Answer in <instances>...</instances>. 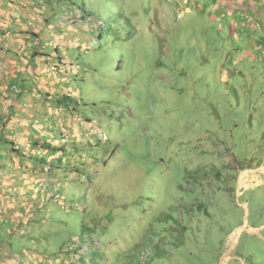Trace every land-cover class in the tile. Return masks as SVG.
<instances>
[{"label":"rangeland","instance_id":"obj_1","mask_svg":"<svg viewBox=\"0 0 264 264\" xmlns=\"http://www.w3.org/2000/svg\"><path fill=\"white\" fill-rule=\"evenodd\" d=\"M50 2L61 17L60 28L46 27L43 33L48 47L59 46L67 56L79 51L82 59L85 47L93 48L91 62L107 75L98 71L78 82L77 99L69 101L76 115L66 114L65 128L59 124L75 139L58 136L44 112L32 123L66 148H84L95 172L92 186L100 183L103 195L114 194L136 207L132 215L125 211L128 223L117 228L121 243L115 246L116 240L108 238L114 252L104 264H264V39L256 51L255 31L245 32L239 25L246 13L226 14L214 0ZM255 3L254 23L264 34V0ZM186 6L196 11L188 12ZM74 7L84 12V26L66 20V10ZM32 24L39 32L37 20ZM36 68L25 81L39 83ZM111 80L116 91L103 98L97 84ZM28 91L15 96V106L9 107L17 114L20 143L24 134L33 135L30 120L36 105ZM95 149L100 163L91 160ZM113 149L116 156L105 169L100 151ZM40 151H29L35 166ZM50 155L45 152L46 159ZM218 157L222 176L211 181L205 161ZM165 168L169 172L163 175ZM168 190L175 199L170 203L176 222L165 221L154 208L169 204ZM13 225L1 224L8 231ZM16 231L2 234L11 247L4 260L10 264L27 254Z\"/></svg>","mask_w":264,"mask_h":264},{"label":"trees","instance_id":"obj_2","mask_svg":"<svg viewBox=\"0 0 264 264\" xmlns=\"http://www.w3.org/2000/svg\"><path fill=\"white\" fill-rule=\"evenodd\" d=\"M186 8L188 12L194 13L196 11L194 8L191 9L187 6ZM66 12L64 14L65 18L71 24L75 25V23H78L84 26V24L88 23V21L85 23L86 17L82 16L84 12L79 8H68ZM57 14L56 18L59 17ZM239 25L245 32H248L249 28L246 27L244 22L239 23ZM258 26L252 23L249 32L255 31L253 33L252 46L256 51L261 47L260 44L256 43L264 39V34L261 33V28ZM98 37H101V34ZM77 43L78 41L74 42L76 45ZM85 49L86 52H83V55L86 56V59H82L79 51L74 56H67V54L62 56L59 46L54 48L52 54L56 58V62H59L64 69L56 66L50 69L52 71L62 70L61 72L65 73L62 74V78L53 79L50 85H45L41 89L38 88L37 92L40 96L30 100L35 102L34 106L36 105L34 107L35 117L33 116L34 119L30 120L31 130L32 127L34 128L31 131L33 135L27 136L24 134L22 136L23 142L28 140L29 145H22L18 141V136L14 137V139L4 140L7 143L5 150L12 155L10 156L12 159V166L10 165V167L15 170L14 173L18 175L19 181H22L23 178L28 179L25 182H23L24 180L19 182V186L27 187L29 185L30 187L29 190L26 188L23 190L20 187L25 196L27 193L30 194V198L27 200L24 197L22 206H17L20 211H15L13 215L11 214V220L8 219L7 224H15V229L8 231L3 228V234L7 233L10 235L14 230H17L16 232L18 235L20 234V239L25 240L27 249V254H25L27 256L24 253L19 254L20 259L19 257L18 259L21 263L15 260L16 264H49V262L50 264H104L105 258L110 261V257H113L112 252H114L110 251L112 246H109L108 238L119 239L117 228L124 222L128 223L125 211H128L130 215L136 212V207L131 206L129 201L120 200L124 198H117L114 194L103 195L100 183L97 187L92 186L95 172L89 168L90 161L86 158L88 155L85 153L84 148H77L75 145H69L66 148L65 144L60 145L58 137H51V132L48 137H45L42 132L45 128L41 129L39 123H32L35 122V118L40 119V112H44L49 117L51 116L48 122L54 124L55 133H58V136H61L62 139L66 136L75 139L70 132L67 133L63 128H59V124H62L65 128L66 114L76 115L75 109L69 107V101L77 99L73 94L78 89L77 84L78 82L86 81L98 71L102 75H107L91 62L93 54L91 49L93 48L85 47ZM258 56H262L260 52ZM117 66L120 68L121 63L119 62ZM87 75H89L88 78L86 77ZM97 85L98 91L104 92L103 98L107 97L108 93L114 95L116 91V85H113L112 80L109 84L99 81ZM121 86L124 85L121 84ZM27 90H30V88H26ZM12 106H15V103ZM10 111H12L11 108ZM60 114L63 115L62 118ZM55 119L57 120L55 121ZM86 120L90 119L86 118ZM80 134H83L82 128L78 132V135ZM34 135L36 140L40 137L44 139V142L39 143L36 140H32L31 138ZM46 138L49 140L46 141ZM96 146L97 143H95L94 147ZM35 148L41 150L40 160L39 162L37 161L36 166L31 162L34 158L31 152ZM98 150H93V159L91 160H96L100 163ZM26 152H29L28 155H26ZM45 152L51 153L50 157L52 158L46 159ZM100 152L105 155L102 161L106 164V169L113 155L115 154L116 156L115 149ZM203 161L204 159H200V161L198 159V162ZM205 162L210 169L211 181L219 180L218 178L222 176V166L219 157L207 158ZM194 165L196 164L194 163ZM165 172H169V169L165 168L162 171L163 175ZM109 174H112V172H109ZM137 179L140 185L143 183L144 177ZM170 192L168 190L165 194V197L168 196L167 202L169 204L165 205L163 203L161 208L156 206L154 208L165 215V221L173 222L175 221L176 213L170 202H174L175 199L170 195ZM142 193L140 191L137 196L142 197ZM17 194V197H19L21 191L17 192ZM25 206H28V211L24 210ZM139 206H137L138 209ZM12 207L14 208L15 206L13 205ZM51 207H56L57 209L55 210L54 208V211H51ZM71 221H74L75 224H69ZM2 224L6 225L4 221H2ZM120 240H116V245H114H119L121 243L119 242ZM29 253H32V256H29ZM53 259L57 261H52Z\"/></svg>","mask_w":264,"mask_h":264},{"label":"crops","instance_id":"obj_3","mask_svg":"<svg viewBox=\"0 0 264 264\" xmlns=\"http://www.w3.org/2000/svg\"><path fill=\"white\" fill-rule=\"evenodd\" d=\"M257 1L259 0H215L214 3L218 9L232 16L239 15L240 12L241 14L246 13L242 17H245L243 19L246 27L250 28L255 20L252 11L258 8V5L253 6V3L256 4ZM261 5L264 7L263 3ZM49 8L52 12H47ZM57 13H59L57 8L52 7L50 0H0V226L2 221L7 224L8 219L11 220L15 211H20L17 206H22L24 197L27 200L30 198V194L27 193L25 196L22 192L25 188L29 190V185L27 187L19 186V182H22L24 178L19 181L18 175L14 173L15 170L10 167V165L12 166L10 158L12 155L5 150L7 143L4 140L14 139L19 124L17 114L10 111L9 107L14 104L15 96L28 91L26 88H30L28 91L30 98L36 99L40 96L37 91L43 88L46 82L52 83L53 79H60L65 73L61 72L62 70L52 71L55 66L64 68L59 62H56V58L52 54L54 48L48 47L49 42L43 36L47 30L46 27L60 28L58 26L60 17L56 18ZM35 20H37V24H34L36 27L42 26L39 32H36L38 28H33L32 23ZM55 21L57 22L52 24ZM57 32L61 33L60 30ZM61 54L66 56L62 52ZM43 65L44 67H42ZM36 67L41 71L37 76L39 83L31 84L28 79L25 81L24 78L28 74H34L33 69H37ZM31 75L30 78H32ZM19 76L22 77L20 80ZM29 84L30 87H26ZM30 117L33 115L30 114ZM33 130L32 127L31 131ZM21 144L27 145L28 140L26 142L24 140ZM20 191L21 194L17 197V192ZM24 210L28 211V206H25ZM3 232L1 226L0 264H10L9 261H4L10 257L8 252L11 251V247L2 240Z\"/></svg>","mask_w":264,"mask_h":264},{"label":"bare ground","instance_id":"obj_4","mask_svg":"<svg viewBox=\"0 0 264 264\" xmlns=\"http://www.w3.org/2000/svg\"><path fill=\"white\" fill-rule=\"evenodd\" d=\"M233 240V239H232ZM230 242H231V240H230Z\"/></svg>","mask_w":264,"mask_h":264}]
</instances>
